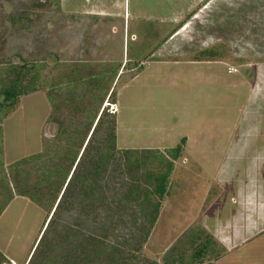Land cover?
Returning a JSON list of instances; mask_svg holds the SVG:
<instances>
[{"label":"rangeland","instance_id":"obj_1","mask_svg":"<svg viewBox=\"0 0 264 264\" xmlns=\"http://www.w3.org/2000/svg\"><path fill=\"white\" fill-rule=\"evenodd\" d=\"M210 49L219 56L197 57ZM8 64L36 65L40 81L39 91L21 98L0 124V198L12 187L11 166L51 144L58 130L54 119L79 121L80 99L95 110L88 91L98 76L94 82L116 95L104 107L117 117L120 149L170 152L186 139L141 257L160 264L181 255L192 259L202 231L219 244L204 264H264V223L256 233H246L241 223L258 222L259 215L245 219L240 213L255 202L218 198L231 134L260 128L264 120V0H0V74ZM251 90L259 98L254 107ZM101 141L94 150L102 149ZM118 165L102 185L113 202L131 181H144L147 168L128 174ZM238 180L242 189L244 180L251 184L248 198H259L262 186L247 179L244 169ZM75 201L65 205L72 212L62 213L63 224L81 220L80 198ZM256 203L258 211L264 209V197ZM47 211L17 196L2 214L0 250L11 263L28 261ZM142 212L140 205H125L112 225L108 211L99 210L85 230L137 241L140 231L149 230ZM235 212L241 217H231ZM228 222L241 223L245 238L236 244L235 228L223 229L234 243L225 248L216 234Z\"/></svg>","mask_w":264,"mask_h":264},{"label":"trees","instance_id":"obj_2","mask_svg":"<svg viewBox=\"0 0 264 264\" xmlns=\"http://www.w3.org/2000/svg\"><path fill=\"white\" fill-rule=\"evenodd\" d=\"M218 54L217 49H210L200 52L197 57L215 58ZM1 70L0 124L16 109L21 98L39 91L40 81L36 65L8 64ZM117 76L115 73L113 78ZM95 80L98 76H94L88 91L90 95L92 93L90 98L97 102L95 110L86 109L85 101L80 99L76 106L79 121L66 123L53 118L58 130L51 144L43 146L41 153L11 166L9 174L13 184L6 190L4 198H0V217L17 196L48 209L43 230L25 264H160L157 259L148 260L141 255L151 229L160 218L175 164L182 158L186 139L170 152L120 149L117 117L108 115V108L104 107L106 100L115 99L116 95L111 88L104 90L105 87ZM98 137L102 139L99 145L102 149L94 150ZM92 153L95 155L90 157ZM118 163L128 174L147 168L144 181H131L129 191L113 202L109 201L110 197L102 185L108 178L107 174L119 166ZM2 170L3 165L0 164ZM32 171L36 173L35 181L31 180ZM149 184L154 188L147 187ZM75 196L80 198L81 220L63 224L62 213L72 212V209L64 207L76 203ZM136 204L140 205L149 226V230L140 231L139 240L112 237L105 230L86 232L87 220L97 216L99 210L108 211L106 221L115 225L118 221L116 212L125 205ZM201 232L195 236L194 243L199 244L192 259L175 256L174 259H165L166 264H204L206 255L219 244L208 234L202 237ZM0 264H13L1 250Z\"/></svg>","mask_w":264,"mask_h":264},{"label":"crops","instance_id":"obj_3","mask_svg":"<svg viewBox=\"0 0 264 264\" xmlns=\"http://www.w3.org/2000/svg\"><path fill=\"white\" fill-rule=\"evenodd\" d=\"M254 93V90L250 92V97H249V101H250V107L251 106H255L257 101H258V95ZM254 101V102H252ZM262 106L264 108V103H262ZM254 116V115H252ZM263 120V119H262ZM255 122L256 120H254V122L251 124L252 127L255 126ZM243 123V122H242ZM256 127V126H255ZM264 120L261 121L260 123V128H252L250 129V131H236L234 133L231 134V145H230V149L229 151H227V155L226 158L228 160V162L225 164V166L219 170V176L218 179L220 180L219 184L220 187L223 189L222 192H220L218 198L221 200V198L225 199V198H230L231 202L235 201V199L240 198L241 196H243L242 198L245 199L247 196V200L249 202H255V204H252L253 209H247L246 212H240L242 214V217H244L246 219V217L248 218H253V216H258L260 219L257 220L258 222H252L249 223V220H242L241 223L244 224L246 226V233H248L247 231H250L251 233H256L257 231H255L256 226L258 228H260L263 223H264V209H261L258 211V205H257V201L263 199L264 197ZM251 134H248L250 133ZM238 133V134H237ZM242 134L243 136L240 137ZM235 135L237 136L235 138ZM241 138V140H239ZM245 170V175L247 176V179L250 180H254L256 182V184H259L260 186H262V189L260 191L261 194L259 193V198L256 196V201L255 199L251 200L252 198H248L249 195H247L248 188L250 187V183L247 180L243 181V189L240 188L237 183L239 182L238 180V174L240 172H242V170ZM258 179V181H257ZM232 186V187H230ZM254 186V185H253ZM257 193L259 192L258 190H256ZM255 191V192H256ZM250 204V203H249ZM257 207V208H256ZM252 212V213H251ZM237 214V212H235ZM231 216V215H230ZM231 217H241L239 214H237L236 216H231ZM263 222V223H262ZM241 223L239 224H233L231 222H228L226 224V226L222 225V228H220L221 230H218V234H216V237L219 238L220 242L222 243V245L225 246H229L232 247L233 246V241H230L228 236H230L229 233H227V237H224V230L223 229H227L228 231H232L235 228L236 233V244H238L239 242L243 241V238H245L244 231H241V233H239L240 230H242V227L239 225H242ZM224 227V228H223ZM250 229H248V228ZM257 228V229H258ZM259 232V230H258ZM221 234V236L219 237V235ZM237 234H241L242 235V239H239L240 236L238 237ZM249 235V234H248ZM226 242V243H225ZM226 248V247H225ZM229 249V248H227Z\"/></svg>","mask_w":264,"mask_h":264},{"label":"built area","instance_id":"obj_4","mask_svg":"<svg viewBox=\"0 0 264 264\" xmlns=\"http://www.w3.org/2000/svg\"><path fill=\"white\" fill-rule=\"evenodd\" d=\"M112 107V106H111Z\"/></svg>","mask_w":264,"mask_h":264}]
</instances>
